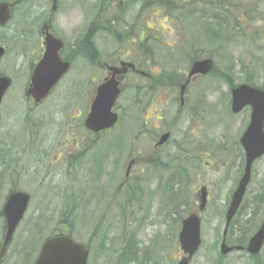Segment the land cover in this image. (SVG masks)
<instances>
[{"label":"rangeland","instance_id":"rangeland-1","mask_svg":"<svg viewBox=\"0 0 264 264\" xmlns=\"http://www.w3.org/2000/svg\"><path fill=\"white\" fill-rule=\"evenodd\" d=\"M184 2L190 4L191 0ZM192 9V6L186 4L182 12ZM231 10L232 21L238 25L233 31L236 33L235 42L228 39L230 42H223L225 48L218 51H214L216 45L207 36H200L198 30L194 32V27L183 18L171 17L155 4L147 16L142 12L138 20H149L157 38L154 40L153 59L151 56L146 58L149 63L145 64V71L157 78H169L172 75L179 81L183 76L184 80L190 64L189 58L197 55L200 58L210 57L213 66L218 69H227L231 64L235 84L245 82V78L249 76L254 85L261 87L264 81V0H233ZM94 12L91 9L86 14L91 17ZM238 15H243L238 20L239 24L236 21ZM71 16L82 21V15L78 13H72ZM0 45L6 47L5 54L0 58V74H7L12 79L0 106V144H3L0 148V160L5 157L3 161L12 168L6 174L5 183L0 181L5 189L0 191V209L12 187L31 195L29 208L14 233V241L3 264H32L44 240L58 231L69 233L75 241L91 246L88 264H115V260L120 257L121 247H124L125 241L131 242V238L138 259L126 264H176L183 254L177 236L180 220L192 212L200 216L202 245L190 264H215L220 254L224 214L230 194L235 188L234 173L241 161L242 149L238 139L248 122L250 112L248 108H244L238 114L231 113L230 89L227 84L211 73L204 76L197 74L188 79L184 104L178 101L179 92L174 101L170 95L165 96L168 92L156 91L155 98L149 100L141 93L138 100L142 104L140 107L145 108L140 111L135 103L133 106L131 102L129 104L130 94H133L128 88L132 80L130 76L129 85L120 95L118 104L127 109L132 108L135 113H121L119 125L108 131L102 140H97L84 127L87 115L84 112L88 109L84 94L86 89L95 88L99 78L105 75L104 69L90 65L89 70L77 63L52 94L35 105L25 95L32 68L31 61L35 57V53L32 54L34 49L25 50L27 44L11 34L9 27L0 28ZM115 49L114 43L107 44L106 41L101 49L104 50L101 56L103 60L118 64V60L123 57L121 53L111 55ZM140 51L144 54L143 50ZM211 51L213 57L207 55ZM87 79H93L92 83L89 82V87L85 84ZM160 113L163 114L162 119H157L156 116L159 117ZM133 115L138 124L150 126L152 134H142L132 143L138 128V124L133 122ZM129 119H132V123ZM157 127L162 129L159 135L166 130L171 133L170 140L163 146L167 154L173 153L176 148L180 129L195 135L194 144L201 142L205 149L200 154L204 167L192 172L190 185L184 186L187 189L176 186L170 199L166 194L149 199L147 192L151 185L149 187L147 182L139 180V195L136 193L138 206H134L132 212L127 207L128 214L121 216L116 198L120 192L124 200L127 198L125 194L130 180L125 181V170L128 161L131 156L137 157L134 155L136 150L146 151L138 161L151 157L149 149L159 136ZM128 129L132 130L129 141L125 138ZM116 137L117 143L122 140L123 143L132 145L122 146L123 157L119 165L111 164L110 172L114 178H107L110 172L104 176L108 197L102 198L109 199L108 202L91 205L89 209L85 200L92 194H97V189L94 193V178H90L87 170L88 157L78 153L83 152L85 143L92 141L106 142V149L112 150ZM118 146L119 144L116 147ZM104 150L102 145L94 148L92 155L95 157V164ZM129 152L133 155L129 156ZM72 154L80 155L79 160L75 161L79 163L69 164L67 157ZM112 158L116 157L113 155ZM141 167L144 166L136 165V168ZM251 175L245 195L248 199L260 189L259 182L264 179V156L256 160ZM6 179L9 181L6 182ZM201 184L208 188V201L203 211L197 210L196 192ZM94 198L97 197H91ZM72 204L77 205L75 211L62 215L63 207ZM261 207L259 214L254 217L257 226L264 215V205ZM92 209L95 211L92 212L94 219L92 216L89 218L88 214ZM245 220L242 216L237 217L232 230L237 226L248 227ZM3 230L0 225V243ZM239 237H242V232ZM101 245L105 246L104 250ZM258 258L264 262V246ZM252 262L253 259L246 251L237 250L224 256L221 264H253Z\"/></svg>","mask_w":264,"mask_h":264},{"label":"flooded vegetation","instance_id":"flooded-vegetation-1","mask_svg":"<svg viewBox=\"0 0 264 264\" xmlns=\"http://www.w3.org/2000/svg\"><path fill=\"white\" fill-rule=\"evenodd\" d=\"M11 1L12 5L10 7L11 10V18L9 21L3 26V28L9 27V32L14 36L20 38L21 42L27 44V48L25 50L32 48V54L35 55L34 59L31 61L32 68L42 59L45 50H46V37L52 36L61 42V47L58 51L59 57L62 61H66L69 64V68L65 74L58 80L55 87L52 88L50 93L46 96L49 97L54 89L61 83V81L70 73V71L74 68V66L78 63L83 67H87L90 70V65H95L101 69H104L105 75L100 80L97 81L96 86L93 90L86 89L84 100L87 102L88 109L84 113H89L90 106L92 100L96 94L97 86L104 82V80L110 77L109 67L112 65H120L123 62H132L135 65L134 68L127 67L126 71H121L115 74V79L119 80V89L120 95L126 90V86L129 85L128 80L131 77V84L129 85V91H133V94H130L129 104L131 102V106L136 104L137 109L142 111L144 108H141V102L138 100V97L141 93L143 96L149 100L155 98L156 91L168 92L166 93V97L170 95V98L173 97V101L176 98L177 93L179 92L178 101L181 104L186 101L185 93L186 87L183 93V99L181 100V83L183 82H173L172 79L169 78H161L154 77L149 72L145 71L147 68L148 58L151 56L153 59V49L155 48L154 40L156 41V37L154 36V27L149 24V20L139 21V16L142 15V12L148 15L149 11L153 10L155 0H7ZM166 2V12L179 11L182 10L186 5L184 0H170ZM169 2H173L172 4H168ZM136 8L135 13H133ZM139 10L137 11V9ZM94 10V14L90 17L86 13L90 10ZM127 12L129 14H127ZM139 12V14L137 13ZM72 13H78L82 15V21L76 20L71 15ZM107 41V44L114 43L116 49L113 51L111 55L114 53H121V57L123 59L118 60V64L115 62H108L103 60L101 57L104 53V50H101ZM54 42V41H53ZM24 50V49H23ZM143 50L144 54L142 53ZM93 54V57H92ZM97 55V57L95 56ZM145 55V56H144ZM116 56V55H115ZM117 57V56H116ZM126 57V58H124ZM128 57V58H127ZM146 59V60H145ZM139 62V63H137ZM90 73L88 74V76ZM31 76V73H30ZM186 77V74L184 78ZM88 80V79H87ZM186 80V78L184 79ZM30 81V78H29ZM130 81V80H129ZM93 82V79H89L87 81L86 86H90V83ZM89 83V84H88ZM120 95L118 96L120 99ZM88 97V98H87ZM136 97V98H135ZM45 98V99H46ZM169 98V99H170ZM248 108L249 107H245ZM250 110V109H249ZM114 111L118 113L119 120L118 123L122 119L121 113H135V110L127 109L124 105L118 104L116 101L114 106ZM163 114L160 113V116L156 118L162 119ZM136 122V120H135ZM137 123V122H136ZM138 124V123H137ZM246 126V125H245ZM244 126V127H245ZM116 128V126L102 130L98 132H92L88 129L90 136H93L97 140H102L103 136L110 130ZM150 126H147L145 123H142L140 127L137 128L135 137L146 136L150 133ZM161 128L157 127V134L161 132ZM132 130H129V139L132 135ZM191 138L194 137L190 135ZM117 137L115 138V140ZM133 140V139H132ZM189 140H186V142ZM124 142V141H123ZM122 140L113 142L112 150L106 149V142L100 141H92L84 144L83 152L78 153L80 155H84L88 157L87 161V170L90 172V178H94L92 182L94 193L97 189V194H92L91 197H97L94 199H87L85 203H88V208L91 209V205H98L105 202H108L109 199H105L102 197H108V191L105 192L106 188L104 186L105 175L110 172V167L112 163H115L116 166L122 161L123 157V148L122 146L126 143H123ZM133 143V142H132ZM119 144L118 147H116ZM97 145L104 146L105 150L101 157H99V161L97 164L94 163L95 157L92 155L94 148ZM128 144L127 147H129ZM163 145L157 146L155 143L149 149L152 154L149 159L140 160L139 156L143 155L146 151L136 150L135 154L137 157L133 158L131 152H129L130 159L128 161L127 168L125 170V181L130 180V188L133 189V197L131 200H124L122 196V192H120L116 198V203L118 205V210L121 216H126L128 214L127 207L130 208L131 212L134 210V206L137 205V194L138 193V181L142 180L145 183L147 182L149 188L147 194L149 195V199H152L154 196H164L165 195V179L164 173H166L165 168H160L159 164L169 163V153L167 154ZM3 147V144H0V148ZM8 147V146H7ZM134 147V146H133ZM5 148V147H4ZM135 148V147H134ZM6 149V148H5ZM1 150V149H0ZM109 151V152H108ZM183 150L179 149V152ZM184 152V151H183ZM43 153V151H42ZM79 156L76 154H72L67 157L69 164L71 163H79L75 162L79 160ZM116 158H112V156ZM39 158L41 156H38ZM0 160V181L3 180V183L6 174L12 171L10 169L11 165L6 164L3 160ZM113 160V162H112ZM143 165L146 168H136V165ZM113 165V164H112ZM77 170V169H75ZM141 172L142 174H140ZM109 180L114 178V175L110 172L107 175ZM11 179V178H10ZM108 180V181H109ZM9 181L6 179V182ZM3 183H0V191H4L2 188ZM120 185V184H119ZM126 187V186H125ZM124 187V188H125ZM14 188V187H12ZM12 188L8 190L7 196L10 194ZM197 194V193H196ZM194 194V195H196ZM97 195V196H96ZM135 195V196H134ZM7 196L5 200L7 199ZM110 196V195H109ZM148 199V200H149ZM4 200V203H5ZM4 203L0 209V225L5 231L6 229V219L2 213ZM138 206V205H137ZM77 208V205H71L66 212H74ZM64 211V209H63ZM62 211V212H63ZM85 212L86 209H85ZM95 212L93 209L88 212L89 218ZM92 213V214H91ZM133 216H131L132 218ZM94 219V218H93ZM123 221V219H122ZM129 223L130 221L127 220ZM132 242V238H131ZM89 252L91 246L88 244ZM105 249V248H104ZM103 249V250H104ZM127 249L126 244L124 247H121L120 257L117 259L121 260L123 255L127 253L125 250ZM131 252L135 255L136 250H133L131 243ZM118 255V256H119ZM259 256V255H258ZM254 256V257H258ZM5 260V257L3 261Z\"/></svg>","mask_w":264,"mask_h":264},{"label":"water","instance_id":"water-1","mask_svg":"<svg viewBox=\"0 0 264 264\" xmlns=\"http://www.w3.org/2000/svg\"><path fill=\"white\" fill-rule=\"evenodd\" d=\"M12 2H0V25L5 24L11 16L10 7ZM54 41V42H53ZM61 42L52 36L46 37V50L42 60L35 66L30 85L26 94L31 96L34 103L40 102L56 84L58 79L68 69V62H62L58 56V50ZM4 53V48L0 46V57ZM109 67L112 71V77L105 80L97 88L96 95L92 101L90 112L85 119V125L88 129L96 132L113 126L117 121V114L112 111V107L119 94L118 81L114 79L115 73L124 71V67ZM133 67L132 64H127ZM188 78L197 74H207L213 66V60L210 57L196 59L190 66ZM11 84L8 76L0 75V102ZM184 85L181 86L182 93ZM230 109L233 113H239L244 106H250V122L243 130L239 142L245 153L244 172L237 182L235 190L231 195V200L225 212V226L223 228V239L220 245V252L226 254L233 249H239L241 246H229L225 242L227 227L236 214L239 204L246 192L247 184L251 178L252 163L264 155V89L256 86H250L246 83L233 86L231 89ZM182 99V97H181ZM169 137V132L159 137L157 144L164 143ZM207 188L202 185L199 199V210L203 211L207 203ZM30 195L23 191L12 192L3 207V215L6 219V231L4 241L0 249V262L10 241L16 225L22 218L28 205ZM201 221L197 213L186 216L181 222V228L178 233V241L183 255L177 264H189L194 253L201 245ZM246 247L247 252L253 255L259 253L264 243V220L257 231L249 238ZM88 249L82 244L75 242L72 238L65 235H57L46 239L33 264H86L88 258Z\"/></svg>","mask_w":264,"mask_h":264},{"label":"trees","instance_id":"trees-1","mask_svg":"<svg viewBox=\"0 0 264 264\" xmlns=\"http://www.w3.org/2000/svg\"><path fill=\"white\" fill-rule=\"evenodd\" d=\"M232 2L233 0H192V5L194 7L192 10H187L186 12H182V10L172 11L168 14L171 17H181L184 20L188 21L190 26L194 27V32L198 30L200 36H207V39L210 40L212 44L216 45L214 51H218V49L220 48H225V46L222 44L223 42H235L236 33H233V31L235 28H237L238 25H236V23H234L231 18ZM172 3L169 2L168 4ZM156 5L163 8L166 12L165 0H156ZM242 17L243 15H241V17L240 15L236 17L237 24H239L238 20ZM228 39H230V41H228ZM207 55L213 57L212 51ZM196 57L198 56L195 55L191 59L189 58L190 62L193 61ZM229 61L232 62L231 57H229ZM210 73L214 77L221 78L227 84L229 89L231 88V86L236 85L234 83L235 78L233 76V69L231 64H229L227 69H218L217 67H214V69ZM169 78H171L173 82H177V80H179L175 77H172V75ZM252 81L253 79L249 76L245 78V82L249 84H253ZM261 87L264 88V81ZM177 134L178 141H176V148L174 149L173 153L169 154V163L159 164L160 168H165L166 170V173H164L165 194L168 195V199L171 198L170 195H172L176 186H178V188L180 189L181 187L187 186V184L190 185L193 179L191 175L192 172L194 171L193 173H195L197 169L204 167L202 162V155L200 154L202 151L204 153L205 149L202 148L201 142L197 143V145L192 143L190 134L182 132V129H180ZM186 140L189 141L186 142ZM179 149L183 150L184 152H179ZM240 162L242 163V159ZM240 167L241 164L239 166V169ZM237 171V173H239L240 170L237 169ZM259 185L260 189H258L257 193L247 199L242 207H240L241 209L239 211L243 212V215L247 219L246 222L248 223V227L244 226L243 229L246 231L248 230L249 232H252L253 229L257 226V221L254 219V217L261 211V205H264V179L259 182ZM182 189L187 188L184 187ZM137 194L139 195V192ZM125 196H127L125 200H131V197L133 196V189L130 188V186L127 187ZM233 220L234 221L231 223L228 229L229 232L227 235V240L232 244H243L244 240L241 241L240 238L234 239V241H232L234 235L232 225L234 224L236 219ZM244 230H242L241 228L239 229L240 232ZM125 243L127 246V249H125L127 253L124 254V262L134 257L130 249V241H125ZM217 258L218 259L216 260L215 264H220V262H222L223 256L218 254ZM252 263L264 264L262 261H254Z\"/></svg>","mask_w":264,"mask_h":264}]
</instances>
